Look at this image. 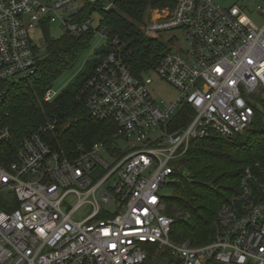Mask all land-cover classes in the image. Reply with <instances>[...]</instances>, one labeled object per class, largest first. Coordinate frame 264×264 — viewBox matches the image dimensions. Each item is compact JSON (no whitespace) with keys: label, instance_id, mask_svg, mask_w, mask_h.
Masks as SVG:
<instances>
[{"label":"built area","instance_id":"1","mask_svg":"<svg viewBox=\"0 0 264 264\" xmlns=\"http://www.w3.org/2000/svg\"><path fill=\"white\" fill-rule=\"evenodd\" d=\"M118 1L0 0V105L9 83L36 71L35 29L44 36L57 23L63 34L107 36L93 16ZM256 10L264 16V0ZM142 31L157 39L171 33L150 71L178 96L155 99L151 78L131 73L130 50L108 40L111 49L96 59L81 95L91 119L113 123L111 145L78 147L68 158L44 138L54 119L17 141L0 128V264H145L150 245L168 253V264H264V167L244 170L202 245L170 239L175 216L161 194L193 139L243 133L264 104V22L238 5L173 0L151 9ZM57 94L50 88L43 99ZM180 113L187 123L177 128ZM119 138L126 149L109 164L99 152L120 154L113 152ZM98 165L106 171L99 178L91 176ZM84 203L87 214L75 218Z\"/></svg>","mask_w":264,"mask_h":264},{"label":"trees","instance_id":"2","mask_svg":"<svg viewBox=\"0 0 264 264\" xmlns=\"http://www.w3.org/2000/svg\"><path fill=\"white\" fill-rule=\"evenodd\" d=\"M173 0H119L108 11L100 12L101 24L107 28L108 40L117 37L120 49L130 50L127 61L131 73L141 77L150 72L164 51L157 38L143 34L142 26L154 8L172 6ZM93 32L78 36H50L44 29L45 51L36 56V71L17 82L9 83L4 103L0 105V128L7 126L12 140L37 130L49 119L56 120L55 130L45 140L61 155L73 158L81 149L95 142L111 145L114 125L89 117L81 89L93 66L84 77L70 82L56 97L45 102V92L55 80L73 66L87 48ZM110 44V42H109ZM111 49H103L102 55ZM37 52V51H36ZM177 128L185 123L182 113L175 117ZM176 123V124H177ZM168 187L171 196H163L167 213L174 215L170 239L188 241L191 245L209 242L214 234L220 206L239 190V181L246 168L264 167V104L255 109L249 128L230 138H196L182 156ZM186 170L187 174H182ZM178 211L171 212V207ZM155 250V248H152ZM167 256L168 253L164 252Z\"/></svg>","mask_w":264,"mask_h":264},{"label":"rangeland","instance_id":"3","mask_svg":"<svg viewBox=\"0 0 264 264\" xmlns=\"http://www.w3.org/2000/svg\"><path fill=\"white\" fill-rule=\"evenodd\" d=\"M214 3L222 6V7H230L233 5H238L241 7L248 16L258 25H262L264 22V16L257 12L256 5L259 4L262 0H212ZM94 22L97 24L101 20V15L94 14L93 16ZM49 34L53 38H59L63 35L62 28L59 27L57 23H52L49 28ZM171 35V33H164L162 36H157L161 41L165 42V39ZM180 42V38L178 39ZM87 48L75 59L73 66L66 70L60 77H58L52 85V88L61 92L67 85L73 80L81 77H85L88 74V70L92 68L94 60H96L101 54L102 50L109 46L108 36H101L99 33L93 31L92 36L89 40H87ZM31 42L36 47V51L38 55L44 54L45 51V40L40 29H35L31 33ZM168 45V43H167ZM145 76L151 78L152 83L150 84V90L153 97L157 100L165 99L172 100L178 96L177 90L173 87L169 86L167 82L159 78V76L154 72L150 71ZM16 82L20 80V78L14 79ZM159 136V132L156 131L154 134H151L150 137L157 138ZM114 147V144L112 145ZM126 149V143L123 139L119 138L117 140V147L113 150L114 153H120L117 156H111L109 151L99 152V156L107 163L112 164L117 161L118 156L121 158V154ZM123 156V155H122ZM99 165L95 168L91 176L99 172L97 178L101 177L105 174L106 171L100 169ZM182 174L185 176L187 174L186 170H183ZM96 180V179H95ZM173 193L172 189L168 186H164L161 188V194L165 197L171 196ZM71 203L75 202V199H70ZM89 209V204L84 203L80 208H78L77 212L74 214V217L77 219L85 216ZM178 207H171V212L178 211ZM188 242V241H187ZM149 258L146 260L145 264H168L169 258L167 255L160 250H152V246H149Z\"/></svg>","mask_w":264,"mask_h":264}]
</instances>
